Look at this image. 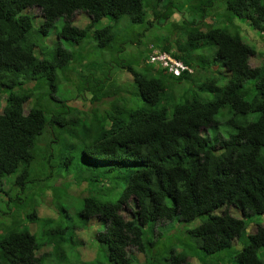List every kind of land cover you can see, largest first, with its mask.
Listing matches in <instances>:
<instances>
[{
  "label": "trees",
  "instance_id": "16d2710c",
  "mask_svg": "<svg viewBox=\"0 0 264 264\" xmlns=\"http://www.w3.org/2000/svg\"><path fill=\"white\" fill-rule=\"evenodd\" d=\"M32 6L38 7L40 19L26 11ZM74 12L84 13L82 26L70 22ZM123 15L134 38H120L113 30ZM58 16L64 21L49 33ZM103 16L112 22L100 23ZM154 20L172 24L161 29L163 37H150L145 55H135L130 46L140 42ZM48 35L53 38L45 42ZM257 36H264V0H0V201L9 217L0 223V264H45L49 254L34 252L33 234L18 228L24 218H37L35 208L17 204L22 195H9L3 183L19 167L10 182L29 188L23 183L32 180L30 148L39 138L47 157H59L65 175L80 161L71 183L83 196L76 211L97 244L91 258L81 261L84 245L78 241L77 255L58 263L219 264L227 254L236 264H264V226L255 223L244 234L245 217L264 213V46L256 50L254 39L263 44ZM202 39L211 42L204 46L207 54L193 55ZM153 47L200 69L199 91L211 95L184 89L181 99L172 101L168 87L193 73L174 76L158 61H148ZM92 53L102 61L87 58ZM121 69L130 73L123 84L113 77ZM68 73L82 84L80 92L74 88L78 96L57 95L59 74ZM84 91L89 103L105 107L78 110L68 104L84 97ZM41 93L45 98L40 100ZM226 114L219 131L216 125ZM60 138L69 145L57 152L51 147ZM105 181L112 193L122 184L112 200L104 199ZM53 186L55 200L70 188ZM60 207L66 212V206ZM198 216L185 227L186 235L174 240L164 239L156 228ZM75 226L49 229L65 243L63 253L72 247L68 241L76 242L72 234L64 237ZM243 234L237 249L221 252Z\"/></svg>",
  "mask_w": 264,
  "mask_h": 264
},
{
  "label": "rangeland",
  "instance_id": "374dc122",
  "mask_svg": "<svg viewBox=\"0 0 264 264\" xmlns=\"http://www.w3.org/2000/svg\"><path fill=\"white\" fill-rule=\"evenodd\" d=\"M219 2V1H218ZM186 5H184L185 7ZM214 9H218V8H214ZM219 10V9H218ZM26 11H28L29 13H32L37 19H40V11L38 9V7H28L26 8ZM184 11L182 10V13ZM211 12V10H210ZM209 12V13H210ZM176 13V11H175ZM219 11L216 12V15H219ZM176 15V16H175ZM186 16V15H184ZM150 17V15H147V18ZM172 20H176L177 19V13L174 14L171 18ZM86 17L84 15L83 12H74L73 16L70 18V22L76 26H82L85 23ZM64 21L62 16H58L52 23V26L49 28L48 32L50 33L52 30L54 29H58L60 27V25L62 24V22ZM112 19L109 16H103L100 19V23H111ZM164 24L158 20H154V22L151 23L150 26H148L144 33L142 34V38L140 39V42L137 45H132L130 46V50L131 52H134L135 55H139L141 54L142 56L145 55V50L148 47V44L151 43L150 42V37H154V35H159L160 37H163L164 32L161 31V29H166V27H170V25L172 24V22H168L166 20L163 21ZM203 22V21H202ZM200 22L199 24H197L198 27L203 26V23ZM139 25H136V27H138ZM128 18L126 17V15H123L122 17H120L118 19V21L113 25V30L120 33L119 37L121 38L123 36L127 37L129 34V39L134 38L130 33L131 32H127L129 31L128 29ZM156 30H160V33H158V31L156 32ZM124 32V33H123ZM241 34V38L245 41V39L243 38V32L240 31ZM183 40L186 38L185 36L181 35L180 36ZM53 38L52 35H48L47 37H45L44 41L47 42L48 39ZM86 39H90L89 37H87ZM257 39H260L262 41L263 44L258 43L256 39H254V41L257 43L258 48L259 49H263L262 47H260L261 45L264 46V36H257ZM203 42L202 45H196L195 47L192 48L191 53L193 55H201L207 54L206 48L204 46H209L211 42H206V39H202L200 40ZM248 42V41H246ZM251 44V43H249ZM77 47L76 44L72 45L73 47ZM254 47L257 49V46L254 45ZM139 52H138V51ZM137 51V52H136ZM144 53V54H143ZM87 58H91L90 60H93L95 62L98 61H102L101 57H97V54L94 55V53L88 55ZM210 56H208V60H209ZM256 59H260L261 57H259L258 55L255 56ZM252 64L254 63L253 60H251ZM251 62L250 65H251ZM113 70V68H111V71ZM114 71V70H113ZM112 75V74H111ZM60 79L57 81L58 86H59V92L57 91V95H62V96H76L77 93L75 91V86L76 88H78V92H80V90L82 89V84H80V81H78L79 79H76V77L72 74V73H68L67 75H63V74H59ZM119 76V79L116 77ZM114 79H116L117 82H119L120 84H123L124 82H121L122 80L126 81L128 79H130V73H128L126 70L121 69L119 70L117 73L114 72ZM204 74L200 71V69H195V72L193 74H191V77L188 79H182L180 81H178L177 83L174 82L173 84H171L168 87L169 93L171 94L170 98L172 101H179L182 97V92L184 89H188L189 91H196V92H200L202 95L205 96H210V92L208 91H199L201 90L199 84L200 82L203 80ZM63 78V79H62ZM66 79H70V80H75L74 85H70V82L65 81ZM44 87H41V89H43ZM46 89V88H45ZM87 92V91H86ZM88 93V92H87ZM84 92H82L84 97H74L72 99H69L68 104L72 105L74 108H77L78 110H90L93 107H97L98 109H102L105 107V104H101V103H96V102H88V94ZM78 96V95H77ZM44 95L41 93L40 96V100L43 99ZM45 98V97H44ZM140 103L143 105L145 104V102L139 100ZM138 102V101H137ZM136 104V103H135ZM1 105V103H0ZM224 110V109H223ZM227 116L224 115L222 116L220 119L221 121H219L216 125L217 129L219 131H223L224 130V123L222 118H225ZM250 115H248L249 117ZM79 117H83L84 119H88L87 116H79ZM83 122V121H81ZM75 138V137H74ZM74 138H69L71 141L74 140ZM42 140H47V138L45 136H41ZM40 140V138H39ZM38 140V141H39ZM38 141H35L33 143V145L31 146V152H32V161L30 164L31 167V171H30V176L32 177L31 181H25V183H23V185L27 184L29 185V188H27L26 190H23L21 186H16L14 184H12L10 182V180L14 179L16 176V173L19 172V167L14 171L11 172L9 174H7L4 178H3V183L6 185L5 188L8 190V194L9 195H15L16 193H18L19 195H22L21 197L16 199V203H27V208L30 209L31 208H35L36 210V214H37V218L34 219L33 221L24 218L23 221L21 222L20 226L18 228H26L28 229L34 236V252L40 254L43 251L48 252L49 254L46 255V260H44L45 264H60V262L58 263V261L60 260V258H67L69 261L75 257V255H77V248H78V241H80V243H83V247H81L83 250L81 251L82 256H81V261H85L88 258H91L92 255V245L97 246L95 240L93 239V233L92 230L89 226H87V224H82L80 225V221H82V219L80 218V216L77 214L78 207L82 201L83 196L82 195H78V193H76V189L72 188V180L77 179V173H76V167L79 166L80 161H75L74 166H71L69 168L70 172H68V175H65L66 173V168L64 167V165H60V161H58V156H50L47 157V150L45 149V141L44 144H39ZM64 145H69L67 143L64 142L63 139H57V141H55L53 143V146L51 147V149H55V151H59L62 149V147ZM73 146H75L76 144L72 143ZM78 145V144H77ZM134 164L132 163V166ZM6 177H10L9 179ZM6 179V180H5ZM53 184H55V186L59 187V186H65L66 188H68L64 193H63V197L59 198L58 200H55L51 194H50V188L53 186ZM104 185L106 186V188L108 189L107 191V195L104 197V199L107 200H112L117 192L119 191V189L121 188V183H119L118 187H116L114 193H112V189H109L110 187H112V184L110 183V181H105ZM9 189H8V188ZM54 187V186H53ZM78 191V190H77ZM86 193L85 195H89L90 191L87 190V188L85 189ZM84 195V196H85ZM56 201H58L56 203ZM10 203V205H12V201H8ZM70 202H72V204H70ZM60 206H66V212H64ZM6 209V204L3 203V200L0 201V223L3 225L5 220L9 221V217L4 214L3 211H5ZM230 213L235 215V216H241L240 212L235 208V207H229ZM76 211V212H75ZM123 217H128L129 216V208L125 207L123 208V210H121ZM218 211L215 210V213H217ZM200 219V216L192 219L190 222H181V221H175L173 223H169L167 225L162 224V225H157V230L160 231V233L163 235V238L166 240H170L171 238L174 240L175 237L177 236H182V233L186 235V232H184L185 227L186 226H191L193 224H195V222H197ZM246 219V227L244 229V234L249 233L250 231L253 230L254 224L255 223H260L264 226V213H260V214H252L249 215L247 217H245ZM61 220V221H60ZM31 221V222H30ZM68 225V226H72V225H77L75 226V228L73 229L72 232V228H67L66 232L64 234V237L66 235H71V239L75 238L76 242L72 240L68 241V242H72V247L71 249L67 250V253H63L60 251L61 247H64L65 243L59 241V237L58 236H53L51 231L49 230L50 228L54 227L55 225ZM156 226V225H155ZM155 228V230H156ZM170 232V234L168 233ZM244 234L242 235V238H238V239H234L231 247L229 248V250H225V251H221V252H232L233 250L237 249L240 244L242 243V241L244 240ZM78 238V239H77ZM58 239V242H57ZM53 244V246H52ZM129 252L133 253L134 256L137 258L138 261H142L139 252H137V250L134 247H128L127 249ZM206 259L210 258L209 255H205L204 256ZM43 262V260H41ZM210 263H213L212 261ZM66 264V263H65ZM132 264V263H131ZM157 264H163L162 262H158ZM191 264V263H190ZM219 264H236V261L233 257H227V254L225 256L224 259H219Z\"/></svg>",
  "mask_w": 264,
  "mask_h": 264
},
{
  "label": "built area",
  "instance_id": "2783aa9c",
  "mask_svg": "<svg viewBox=\"0 0 264 264\" xmlns=\"http://www.w3.org/2000/svg\"><path fill=\"white\" fill-rule=\"evenodd\" d=\"M149 61L150 62L158 61L162 66H166L168 70H171L173 73H177L179 72L180 69L184 68V66L181 65V63L173 60L166 53H156L155 51H152V53L149 56Z\"/></svg>",
  "mask_w": 264,
  "mask_h": 264
},
{
  "label": "clouds",
  "instance_id": "9594fccd",
  "mask_svg": "<svg viewBox=\"0 0 264 264\" xmlns=\"http://www.w3.org/2000/svg\"><path fill=\"white\" fill-rule=\"evenodd\" d=\"M256 46H258V45H256ZM152 51H155L156 53H166V54H167L168 56H170L173 60L178 61L179 63H181V65L184 66V68L180 69L179 72H177V73H173L171 70H168V68H167L166 66H162V65L159 63L161 68L166 69L167 72L171 73V74L174 75V76H177V75L181 74V73L184 72V71L187 72L188 74H191V73H194V72H195V68H194L192 65L183 62L181 59H178V58H174V57H172L171 55H169L168 52H165V51H162V50L160 51V50H158V49L155 48V47H153V48L151 49V53H152ZM149 56H150V55H149ZM149 56H148V59H147L148 61H149ZM245 240H246V239H245Z\"/></svg>",
  "mask_w": 264,
  "mask_h": 264
}]
</instances>
